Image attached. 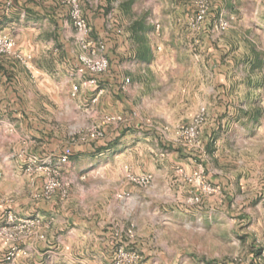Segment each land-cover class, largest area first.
<instances>
[{"label":"rangeland","instance_id":"1","mask_svg":"<svg viewBox=\"0 0 264 264\" xmlns=\"http://www.w3.org/2000/svg\"><path fill=\"white\" fill-rule=\"evenodd\" d=\"M101 1L97 9L83 12L88 19L86 11L92 13L91 39L105 45L109 68L112 63L123 65L124 51L138 44L148 48L151 42L156 51L178 52L179 57L164 58L165 64L176 66L173 79L169 88H159V104L147 106L151 112L141 121L138 109L128 110L123 102L126 91L96 109L71 93L69 71L78 63L81 46L69 8L54 11L36 26L19 21L0 26V34L12 37L18 51L30 54L34 48L50 56L56 70L51 77L61 85L60 96L67 104L61 121L56 119L58 105L50 111L35 104L52 117L35 124H60L68 146L67 161L58 166L52 140L48 148L40 137L8 133L0 138V160L30 163L24 174L25 182L29 179L35 187L33 198L56 199L66 208L47 216L6 209L0 223V264H119L121 250L139 255L134 264H264V0H211L205 22L195 28L191 18L199 0H137L135 16L147 17V22L157 17L161 25L157 30L147 23L132 41L125 39L127 26L119 23L123 11L116 5L108 9ZM220 20L227 22L223 30L216 28ZM2 57L24 68L35 66L33 56L30 67L10 55ZM201 108L206 118L197 135H177ZM110 115L121 119L100 126ZM125 116L130 119L127 125ZM98 129L102 136L96 134ZM33 139L36 143L27 147ZM17 142L18 153L12 149ZM3 171L10 175L14 170ZM197 171L220 192L201 195L193 178ZM122 172L126 179L128 173L152 175L145 188L155 182L157 198L147 195L130 214L114 205L106 224L92 226V219L102 223L92 213L98 202L94 190L105 185L106 178L122 177ZM53 178L62 187L48 198L43 191ZM196 194L199 202L192 200ZM216 195L222 201L212 199L211 214L206 205ZM121 197L127 210L133 204L128 201L131 194Z\"/></svg>","mask_w":264,"mask_h":264},{"label":"crops","instance_id":"2","mask_svg":"<svg viewBox=\"0 0 264 264\" xmlns=\"http://www.w3.org/2000/svg\"><path fill=\"white\" fill-rule=\"evenodd\" d=\"M99 1L80 0L83 10H88L89 7L97 9ZM104 1H101L100 4L105 5L106 8L110 9L116 5L117 8L123 11L124 19L119 23L127 26L124 32L126 40L132 41L138 35H141V29L136 31V27L133 26L149 23L153 29L158 30L161 25L157 17L149 18L150 22H147V17L135 16L133 9L136 6L133 4L137 0ZM61 8H69L65 0H0V26H8L14 21L26 22L29 25L36 26L40 20L48 21L54 15V11L57 12ZM86 13L90 17L88 19L86 16L89 23L92 24V21H90L93 20L92 13L88 11ZM42 17L44 19H41ZM111 22L107 20V24ZM28 51L35 60V66L33 65L32 68H24L16 60H9L5 57L0 58V138L6 137L8 133L14 137H20V135L31 138L40 137L43 146L48 148L51 146L48 142L52 140V145L57 144L54 146L56 148L53 153L54 163L59 166L60 158L68 150V146L64 142L66 131L60 127V124H58V128H52L50 124L45 128L36 126L35 122L40 121V119L51 121L52 117L43 113L44 110L42 113L40 110H36L34 106L35 104L46 106L51 111L52 105H58L56 119L61 121L67 100L65 97L60 96L61 85L56 84L51 77L54 76L56 70L54 68L53 72L52 65L49 63L50 56L40 52L39 49L31 48ZM123 57L125 58L123 65H113L112 63L109 71L101 77L102 83L100 86L104 89V93L98 103L92 102V89L82 90L77 95V99L82 104L86 102L96 109L100 108L102 110L105 104L112 103L116 99L115 95L119 94L118 91H121V86L126 83L127 91L124 93L122 100L128 110L138 109L140 115H137V119L141 121L151 112V109H147V106L154 107L159 104V88L165 86L169 88L168 86L173 79L172 73L176 66L165 64L164 58L179 57V54L177 51L170 49L156 51L150 42L148 48L138 44V47H132L124 51ZM74 68L69 71V74ZM186 68L188 69V67ZM70 81H72L71 78ZM183 84L187 86L188 83L183 82ZM38 89L41 92H38ZM185 89L187 91V87ZM184 94L183 96H185ZM169 96L171 95L169 94ZM128 121L130 119L125 116L124 122H126V125ZM23 122H26V124L24 125ZM55 137L58 139L56 140ZM35 143L36 139L30 142L27 141V147H31ZM12 149L18 153L20 143L14 144ZM29 165V162L19 159L0 160V223L4 220V212L8 208L12 212L23 216L32 215L36 212L43 216L53 212H66V208L61 204V201L60 203L56 199L36 201L33 198L35 187L33 183H29V179L25 182L27 175L24 174V169L30 167ZM5 168L14 171L9 175L6 171H3ZM122 175L119 178H106L107 183L105 185L96 183L99 187L97 186L98 188L94 190V193L98 202L92 208V213H96L94 218H101L102 223L92 219V226L106 224L105 219L109 221L110 216L114 213V205H118L122 211L130 214L134 211L135 205L145 200L147 195H153L154 200L157 198V184L155 182L149 188H142L126 179L125 172L124 174L122 172ZM124 192L131 194L128 201L133 202L127 210L124 206L125 198H120V194ZM216 196L217 198L210 197L208 199L209 204L206 205L208 212L211 214L215 209L214 205L211 204L212 199H217L219 204L222 201L219 198L220 195ZM76 206L80 207L82 205L78 203ZM145 213L147 214V212ZM154 213L156 214L157 211L155 210ZM80 223L84 224V220H81Z\"/></svg>","mask_w":264,"mask_h":264},{"label":"built area","instance_id":"3","mask_svg":"<svg viewBox=\"0 0 264 264\" xmlns=\"http://www.w3.org/2000/svg\"><path fill=\"white\" fill-rule=\"evenodd\" d=\"M70 10V15L77 28L76 38L81 46V51L77 56L78 63L72 70L70 76L72 78L71 93L77 96L82 90L92 89V102L98 103L104 89L100 86V76L107 72L110 61L105 52V45L100 42H95L91 39V26L88 19L84 16L83 8L80 0H65ZM211 8V0H199L197 2L196 14L191 18V26L195 28L198 24L205 22ZM227 27V22L220 20L216 24V28L223 30ZM0 55H10L19 60L23 65L30 67L32 59L31 54H26L16 49L15 40L6 34H0ZM121 91H127V84L121 86ZM206 118V109L201 108L199 114L194 119L195 121L187 127H182L176 131L177 135L188 133L191 136L197 135V128L203 123ZM120 116L110 115L102 120L100 126L107 125L116 120H120ZM100 128V127H99ZM98 136H102L101 130H96ZM67 161V156L60 158L59 166ZM1 177V175H0ZM194 179L197 181V188L201 195H213L220 192V187L208 182L202 171L194 173ZM127 179L132 183L145 188L151 185L153 181L152 175H134L127 174ZM62 187V183L58 178L50 179L44 187V195L51 197L57 190ZM66 191L63 190V194ZM192 200L199 202L201 196L196 194ZM12 219V216H10ZM120 255L122 260L119 264H134L138 261L139 255L135 252H124L121 250ZM264 256V252L262 253Z\"/></svg>","mask_w":264,"mask_h":264},{"label":"trees","instance_id":"4","mask_svg":"<svg viewBox=\"0 0 264 264\" xmlns=\"http://www.w3.org/2000/svg\"><path fill=\"white\" fill-rule=\"evenodd\" d=\"M133 27H136V31H137V29H142L143 27H146V25H138V26H133ZM144 48H146V47H144Z\"/></svg>","mask_w":264,"mask_h":264}]
</instances>
